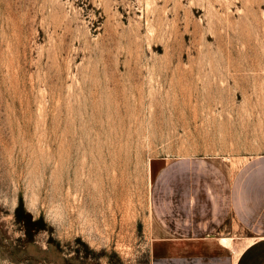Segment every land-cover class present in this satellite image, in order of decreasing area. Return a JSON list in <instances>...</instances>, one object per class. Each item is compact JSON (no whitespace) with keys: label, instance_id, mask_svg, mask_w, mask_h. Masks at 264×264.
<instances>
[{"label":"rangeland","instance_id":"1","mask_svg":"<svg viewBox=\"0 0 264 264\" xmlns=\"http://www.w3.org/2000/svg\"><path fill=\"white\" fill-rule=\"evenodd\" d=\"M257 163L264 0H0V264H189L174 227Z\"/></svg>","mask_w":264,"mask_h":264},{"label":"crops","instance_id":"2","mask_svg":"<svg viewBox=\"0 0 264 264\" xmlns=\"http://www.w3.org/2000/svg\"><path fill=\"white\" fill-rule=\"evenodd\" d=\"M247 161L235 165L237 161L232 160V164L238 170ZM218 172L210 188L213 210L209 214L198 213L195 217L190 211L187 219L189 226H184L179 232L174 227V258H177L178 247L187 248V245L189 264H229V249L222 243L229 244L230 240L219 238V234L231 221L242 228L240 232L253 235L252 243L240 242L241 251L231 264H264V177L261 176L264 175V167L257 163L256 173L251 178H246L242 170L233 178L225 167ZM218 185L220 190L215 187ZM245 186H252L248 189L250 193ZM173 218L174 222L178 218L180 225L182 220H186L176 213Z\"/></svg>","mask_w":264,"mask_h":264},{"label":"bare ground","instance_id":"3","mask_svg":"<svg viewBox=\"0 0 264 264\" xmlns=\"http://www.w3.org/2000/svg\"><path fill=\"white\" fill-rule=\"evenodd\" d=\"M239 165V164H242V161H237L236 163H235V165Z\"/></svg>","mask_w":264,"mask_h":264}]
</instances>
